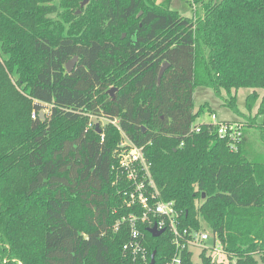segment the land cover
Returning a JSON list of instances; mask_svg holds the SVG:
<instances>
[{
  "label": "trees",
  "instance_id": "16d2710c",
  "mask_svg": "<svg viewBox=\"0 0 264 264\" xmlns=\"http://www.w3.org/2000/svg\"><path fill=\"white\" fill-rule=\"evenodd\" d=\"M80 2L0 0V264H142L124 251L123 220L140 210L112 169L123 135L145 147L181 228L206 227L221 244L226 260L204 251L201 264H263L264 156L245 131L238 151L210 125L189 133L205 110L194 112L198 87L225 91L235 112L250 89L249 112L256 105L264 0H192L193 17L174 0H92L78 14ZM92 117L107 120L100 133ZM147 227V264L154 251L170 264L171 235Z\"/></svg>",
  "mask_w": 264,
  "mask_h": 264
},
{
  "label": "built area",
  "instance_id": "2783aa9c",
  "mask_svg": "<svg viewBox=\"0 0 264 264\" xmlns=\"http://www.w3.org/2000/svg\"><path fill=\"white\" fill-rule=\"evenodd\" d=\"M32 117L36 118L35 112ZM113 124L117 125V122L114 121ZM202 125L217 128L218 136L229 141L232 151H238L246 128L244 122H221L213 115L209 123L193 124L189 135L199 133ZM96 126L92 121L89 124V128ZM180 146H184V142ZM115 158L116 164L112 169L116 173V182L126 181L132 186L126 205L140 210V213L134 211L129 218L123 220L130 227V240L124 245V251L130 252L134 261L147 264L148 260L146 238L139 229V224L148 225L147 230L156 226L158 230H165L164 234L168 232L171 235L177 252L170 264H182L181 253L185 250L192 251L193 248L201 252L207 251L213 261L217 256L224 255L221 244L207 229L181 228V213L176 209L175 202L161 199L150 172L145 147H139L130 140H122L115 152ZM118 227L117 225L116 228ZM211 239L215 242L213 246L208 244Z\"/></svg>",
  "mask_w": 264,
  "mask_h": 264
},
{
  "label": "rangeland",
  "instance_id": "374dc122",
  "mask_svg": "<svg viewBox=\"0 0 264 264\" xmlns=\"http://www.w3.org/2000/svg\"><path fill=\"white\" fill-rule=\"evenodd\" d=\"M91 1L92 0H89V3ZM59 2L60 0H55V3L59 4ZM82 2L83 0L80 2V8L76 11L77 13L79 12L78 14L82 12L81 9H84V7H81ZM198 8H200V6L194 4L192 0H174L173 3V9L179 11V13L183 16L193 17L195 10ZM70 26L72 27L73 25L70 24ZM251 92L252 90L246 88H241L237 92V108L239 111L235 112L224 103V98L228 97L225 91H222L223 95L219 97L210 87L196 88L194 93V112H201V109L204 106L205 110L199 114L194 124L209 123L211 121V116L213 115H216L218 120L221 122H244L246 124L245 134L253 146L252 149H255L256 153H260L264 156V145L262 144L260 137V128L264 127V101L262 102L264 99V90H258L259 97L255 103L256 105L253 110L249 112L247 109L246 99ZM91 121L95 125L100 126H105L107 124L104 119H98L95 117H92ZM249 124L254 126L247 127ZM122 140L129 139L123 135ZM207 231L210 232L209 229H207ZM191 252L193 253V262L195 264H201L202 258L200 255L203 251L201 252L198 249L193 248ZM207 254L209 253L207 252ZM225 257V255L217 256L215 261L219 263L226 260Z\"/></svg>",
  "mask_w": 264,
  "mask_h": 264
},
{
  "label": "water",
  "instance_id": "95a60500",
  "mask_svg": "<svg viewBox=\"0 0 264 264\" xmlns=\"http://www.w3.org/2000/svg\"><path fill=\"white\" fill-rule=\"evenodd\" d=\"M89 3V0H83L82 4H81V7H85L87 4ZM79 13V12H78ZM78 58L75 57L73 58L72 60H70L69 62H67L66 64V70H67V73H71L73 71V68L75 67V64L77 62ZM168 67V63H165L163 65V67L161 68V71H160V75H159V78L161 79L165 70L167 69ZM116 91L115 88H113L111 91H110V94L113 95L114 92ZM41 118H43V114H41ZM96 129H97V132H101V129H100V125H97L96 126ZM148 232L155 238L157 237H160L161 235L164 234L165 230H158L156 226L152 227V228H149L148 229ZM208 244L210 245H214L215 242L213 239H211ZM156 251L153 252L152 256H151V261L149 264H155L156 263Z\"/></svg>",
  "mask_w": 264,
  "mask_h": 264
},
{
  "label": "flooded vegetation",
  "instance_id": "af4514ba",
  "mask_svg": "<svg viewBox=\"0 0 264 264\" xmlns=\"http://www.w3.org/2000/svg\"><path fill=\"white\" fill-rule=\"evenodd\" d=\"M77 62H78V60H77ZM77 62H76V64H77ZM76 64H75V67H76ZM75 67H74V68H75ZM74 68H73V70H74ZM114 93H115V92H114Z\"/></svg>",
  "mask_w": 264,
  "mask_h": 264
}]
</instances>
